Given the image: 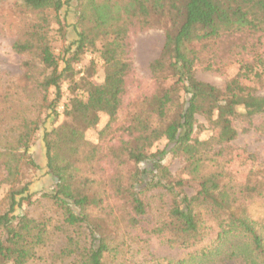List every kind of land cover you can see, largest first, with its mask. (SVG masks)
I'll return each instance as SVG.
<instances>
[{
    "label": "trees",
    "instance_id": "16d2710c",
    "mask_svg": "<svg viewBox=\"0 0 264 264\" xmlns=\"http://www.w3.org/2000/svg\"><path fill=\"white\" fill-rule=\"evenodd\" d=\"M69 1L14 0L12 49L23 56V79L0 92V264H264V214L252 211L264 205V161L253 155L244 181L227 170L234 121L264 134V121L253 123L264 115V0H74L76 38L58 59L52 23L64 36L59 12ZM154 27L164 40L148 64L152 87L125 104L130 33ZM87 52L101 61L100 83H91L89 66L75 76ZM231 64L237 71L221 87L195 74L196 66L224 74ZM239 78L248 88L235 87ZM64 80V119L42 135L52 187L36 194L33 136L43 111L58 116ZM97 127L92 142L85 131ZM170 155L180 172L170 171ZM181 172L196 182L192 193ZM33 197L50 201L65 233L48 259L39 252L49 242L46 224L16 211ZM150 238L186 249L187 258L151 262Z\"/></svg>",
    "mask_w": 264,
    "mask_h": 264
},
{
    "label": "rangeland",
    "instance_id": "374dc122",
    "mask_svg": "<svg viewBox=\"0 0 264 264\" xmlns=\"http://www.w3.org/2000/svg\"><path fill=\"white\" fill-rule=\"evenodd\" d=\"M14 3V0H0V92L2 88H6L8 86L13 88L19 83H22L23 79L21 68L23 56L16 54L12 49V43L15 37L13 30L16 26ZM74 5L75 1L71 0L68 5L62 8L59 12L62 24L64 25V36L57 33V25L56 23H52L53 29L51 30V47L58 59L60 57L59 54H61L63 49L70 45L76 38L74 29L76 20ZM130 39L134 74L133 83L124 97L125 104L136 97L139 93L145 90L147 91V89H151L152 78L148 69V64L160 52L164 40V33L162 29L154 27L144 31L132 32L130 33ZM91 61H93L95 66L93 63L90 64ZM61 64L62 63L60 61V67ZM85 66H89V69L93 70V74L90 77L91 83H100L103 79V71L101 68V61H99V58L95 53L87 52L82 56L81 61L76 65V78L85 74ZM236 71L237 67L234 64L229 65L224 74L204 70L202 66H196L195 74L198 79L221 87L228 78L232 77L236 73ZM250 84V81L245 78H239L234 82L235 87L241 90L248 88ZM61 89L62 96L55 107L58 112V116L54 119L52 116H47L48 111H43L33 136L31 151L40 165V169H32L28 173V179H30V190L36 194L43 189L49 191L52 187L51 179L45 174V157L42 147V135L44 131L50 130L53 126L59 124L64 119L62 114L64 111V105L67 98L71 95L69 94L68 82L66 80L62 82ZM53 92L54 90H49V98L53 96ZM258 93L264 95V85L261 89H259ZM261 121H264V115H256L253 117L254 124ZM234 125L238 134L231 144L236 151L234 152L233 159L227 164V170L233 176L234 180L244 181L248 173L251 157L256 155L259 161H264V134H258L253 130V128L245 130V124L239 120L234 121ZM99 130V127L88 129L85 131V137L88 140L95 142L97 140ZM209 134L210 132L208 130H204L199 132L198 136L199 138H206ZM161 145L162 143H158L157 147ZM153 148L155 149V147ZM165 162L169 165L171 172H180L182 162L179 158L170 155L166 158ZM181 176L185 178L187 177L182 172ZM186 179V191L188 193H192L197 187V184L189 178ZM3 188V186L0 187V196H2L1 191H3ZM154 196L153 194H149L147 196L148 201L151 202L153 207L157 205V201L155 199L156 197ZM34 197L31 202L23 203L21 208L16 211L18 212L21 210V212H26L38 220L44 221L49 231V242L47 246L43 249L41 248L39 252L44 256V258L48 259L52 254H54L52 251L57 249L58 245L63 242L65 233L63 230L59 229V213L51 207L50 201L46 198L34 200ZM252 211H255V216H262L264 214V205H254L252 207ZM151 213H155V208L154 210H151ZM151 213L147 214L146 218L150 219L152 217ZM209 242H211L210 239L206 241V243ZM149 248L150 252L154 253V255L146 254L147 258H149L151 262L154 261L155 256L162 258L163 262L167 261V259L175 261L184 259L185 256L187 258L186 249H183L182 247H170L161 243L157 238H150ZM142 256L143 254L139 253L134 256V259L138 260ZM37 262H40V264H48V261L46 262L43 260ZM223 264H235V262L226 259Z\"/></svg>",
    "mask_w": 264,
    "mask_h": 264
}]
</instances>
